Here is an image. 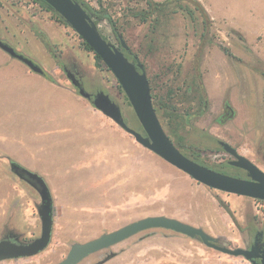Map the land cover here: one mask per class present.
I'll list each match as a JSON object with an SVG mask.
<instances>
[{"label":"rangeland","instance_id":"obj_1","mask_svg":"<svg viewBox=\"0 0 264 264\" xmlns=\"http://www.w3.org/2000/svg\"><path fill=\"white\" fill-rule=\"evenodd\" d=\"M80 1L110 16L131 53L144 66L153 107L173 144L169 119L170 114L177 113L189 118L181 130L185 137L183 152L195 153L203 166L215 169L229 159L212 151L214 146L208 138L212 137L227 141L264 172V0H197L209 17L207 32L202 29L201 20L192 22L180 13L163 18L154 28L132 16L142 4L125 0ZM5 21L11 23L6 26L24 28L28 34L34 35L32 26L47 34L56 59L40 51L20 52L43 69L40 76L76 91L59 67L76 64L85 78V91H104L121 108L128 126L141 132L134 111L111 72L96 64L93 53L85 51L82 39L52 12L31 0H0V31L6 27ZM98 28L117 47L109 24L99 22ZM224 102L230 105L234 117L221 126L217 120ZM204 103L207 109L203 108ZM138 159L152 167L151 177L147 174L144 183L149 185V178L152 179L153 195L149 198L147 185V189H139L141 210L136 218L123 220L121 227L146 217L166 216L201 228L228 248L245 249L247 230L264 225V203L209 189L148 150L138 151ZM139 177L144 180L141 174ZM121 227L106 228L105 233ZM39 235L40 231L35 238ZM76 238L80 243L90 241ZM72 244L51 239L48 247L34 257L0 264H57ZM182 249L190 250L192 255L227 259L232 264H250L241 257L223 255L197 240L166 230L143 232L80 264H154L157 260L168 261L162 258H183Z\"/></svg>","mask_w":264,"mask_h":264},{"label":"crops","instance_id":"obj_2","mask_svg":"<svg viewBox=\"0 0 264 264\" xmlns=\"http://www.w3.org/2000/svg\"><path fill=\"white\" fill-rule=\"evenodd\" d=\"M0 39L19 53L48 55L24 28L2 27ZM145 150L72 88L33 73L0 49V237L9 233L31 239L40 231L39 197L10 171L11 163L37 174L48 187L51 239L80 243L76 237L93 240L106 228L136 218L142 187L148 186L152 197V179L144 183L152 167L138 159V151ZM181 252V259L153 263L232 264Z\"/></svg>","mask_w":264,"mask_h":264},{"label":"water","instance_id":"obj_3","mask_svg":"<svg viewBox=\"0 0 264 264\" xmlns=\"http://www.w3.org/2000/svg\"><path fill=\"white\" fill-rule=\"evenodd\" d=\"M88 45L111 72L124 92L142 128L138 132L126 123L121 108L104 91L92 95L80 87V83L67 74L77 93L92 106L120 127L143 148L164 162L190 177L195 182L215 191L238 197L264 202V172L256 165L239 155L227 143L220 142L223 150L235 159L230 164L244 170L247 179L233 178L215 172L187 158L165 133L152 103L151 89L144 66L137 60L129 61L125 53L129 47L118 36L119 47L106 41L94 21V14L87 12L76 0H42ZM0 49L24 64L35 74L43 75V69L29 58L18 53L13 47L0 40ZM10 171L22 182L31 187L39 197L36 207L40 219V235L30 241H21L18 236L9 235L0 239V263L34 257L50 244L53 229L52 197L44 180L35 173L11 163ZM150 230H166L192 240L229 257H241L250 264H264V243L259 245L256 238L250 249H231L222 244L221 239L211 237L201 228H196L166 216L146 217L127 224L115 231L105 233L85 243L70 246L65 258L57 264H80L88 257L108 250L138 234ZM258 261V262H257Z\"/></svg>","mask_w":264,"mask_h":264},{"label":"trees","instance_id":"obj_4","mask_svg":"<svg viewBox=\"0 0 264 264\" xmlns=\"http://www.w3.org/2000/svg\"><path fill=\"white\" fill-rule=\"evenodd\" d=\"M33 3L38 4L41 8L52 12L58 21L62 23L63 25L68 26L65 21L57 14L55 13L45 2L42 0H31ZM79 4H81L84 9L87 12H90L94 14V21L98 25L99 22L106 21L112 32L114 40L116 41L117 47H119V41L118 36H121L119 30L117 29L115 23L112 21L110 16L104 15L100 11H95L89 5L85 4L84 2L80 0H76ZM128 3H134V4H142L143 6L137 10L135 13H133V18L138 20L141 24H151L154 28L159 27L160 21L165 18L168 19L170 16L180 13L184 15L186 18H188L190 21L194 22L196 19L201 20L202 29L204 32H207L210 28L209 25V17L205 11V9L202 7V5L197 0H165L163 2H157L154 0H125ZM32 32L34 33V36L44 45L46 48L48 54L56 59L57 57L54 54V49L52 47V44L47 36V34L41 30L37 26H32L31 28ZM100 31V30H99ZM102 35V34H101ZM102 37L108 41L103 35ZM210 43V42H208ZM83 46L85 51L93 53L92 49L86 45L83 42ZM227 51V50H225ZM94 60L96 61V64L98 66H102V62L94 53ZM125 56L128 58L129 61H134L136 58L135 54H132L130 49L128 53H125ZM264 77V75L262 74ZM51 80V79H50ZM171 122V128H170V134L173 137L175 141V146L183 155H185L187 158L195 161L196 163L203 165V163L200 161L199 157L195 153H184L183 148L185 147V137L182 136L181 130L186 125V123L189 121V118L185 115L181 114H170ZM142 132V130H141ZM224 209L228 212V210L224 207Z\"/></svg>","mask_w":264,"mask_h":264},{"label":"flooded vegetation","instance_id":"obj_5","mask_svg":"<svg viewBox=\"0 0 264 264\" xmlns=\"http://www.w3.org/2000/svg\"><path fill=\"white\" fill-rule=\"evenodd\" d=\"M59 67L61 68L62 72L65 74L66 77H67V74H69L72 78H74L75 80H77L80 83V87H84L85 78H84L83 74L81 73L80 69L78 68V66L76 64H74V63L71 64L70 63L69 67H68V65L61 64ZM67 79H68V77H67ZM74 88L76 89V91L78 90L76 87H74ZM99 91L100 90H97V91L91 92V93L88 92V93H90L92 95H95ZM203 108L207 109L206 103H204ZM233 117H234V111L232 110V108L230 107V105L227 102H224L222 104V114L220 115V117H218V120H217L218 125L222 126L228 120V118H233ZM208 138L210 139V141L212 142V144L214 146V149L212 151H214L216 153H223L226 156H228L229 159H227L225 161V163H223L222 165H219L218 168H215V169L214 168H209V167H206V168L211 169V170H213L215 172H218L220 174L233 177V178L247 179L246 178L247 173L244 170H242L240 168H237V167H235V166L230 164L231 162H234L235 159L232 158L229 154H227L223 150L222 146L219 143L220 142H224V143H227L229 146H231L236 151H237V149L235 147H233L231 144H229L227 141H222V140H219V139H213L212 137H208ZM258 202L264 203L262 201H258ZM9 235H10L9 233H6L2 237H6V236H9ZM247 237H248V243H247V246H246L245 249H250L254 245V242H255L256 238L259 241V245L263 244L264 243V225L255 226V227L249 228L247 230Z\"/></svg>","mask_w":264,"mask_h":264}]
</instances>
